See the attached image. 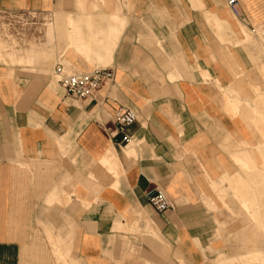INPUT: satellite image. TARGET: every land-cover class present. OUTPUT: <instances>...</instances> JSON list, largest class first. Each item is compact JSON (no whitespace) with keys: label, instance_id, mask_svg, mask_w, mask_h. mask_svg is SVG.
Returning a JSON list of instances; mask_svg holds the SVG:
<instances>
[{"label":"crops","instance_id":"0c3cea01","mask_svg":"<svg viewBox=\"0 0 264 264\" xmlns=\"http://www.w3.org/2000/svg\"><path fill=\"white\" fill-rule=\"evenodd\" d=\"M257 3L239 0L235 15L228 0H0V12L56 21L48 42L34 36L40 51L0 61V264H42L43 227H65L67 264H237L241 245L264 253L261 232L237 236L217 193L242 163L264 184ZM62 59L111 66L114 79L68 97L52 74ZM122 106L137 114L124 144L104 129ZM155 188L172 207L154 209Z\"/></svg>","mask_w":264,"mask_h":264},{"label":"rangeland","instance_id":"374dc122","mask_svg":"<svg viewBox=\"0 0 264 264\" xmlns=\"http://www.w3.org/2000/svg\"><path fill=\"white\" fill-rule=\"evenodd\" d=\"M243 1L246 2V0ZM256 1L264 5V0ZM55 22L54 18L37 13L0 12V61L17 62L14 54L22 56L28 53L33 54L35 50L40 51V44L44 40L48 42L51 39L53 29L56 26ZM239 24L243 31L246 30V33L249 34L247 28L245 29L241 23ZM72 29V33H74V28ZM42 32H45L47 38L41 40L38 37L37 40L36 37L43 35ZM30 33L33 36L29 37ZM35 35L36 37H34ZM69 39H73V37L69 36ZM61 61L71 69L72 63L69 60L62 59ZM224 180L232 182H229L226 187L221 185L217 193L221 199V206L229 212L227 218L230 227H240L237 236L239 232L242 235L244 227H252V230H256L258 234L261 232L264 236V184L257 182L259 180L257 174L252 170V167L242 163L235 177ZM243 204H247L248 209L244 208ZM224 225L226 224H221L222 227H226ZM63 233H66L65 227H43L42 248L40 247L42 250H39L42 251L41 254L43 255L39 258L42 264H67V262H71L69 247L65 243ZM59 245L64 252L63 257L56 251ZM236 254L239 255L237 264H244L245 261L246 264H264V253L254 247L245 248L241 245L236 248ZM76 262L80 264L78 259Z\"/></svg>","mask_w":264,"mask_h":264},{"label":"built area","instance_id":"2783aa9c","mask_svg":"<svg viewBox=\"0 0 264 264\" xmlns=\"http://www.w3.org/2000/svg\"><path fill=\"white\" fill-rule=\"evenodd\" d=\"M239 0H228L233 14L238 15ZM53 78L62 86L64 94L76 99H88L96 95L99 88L107 81L114 79V69L111 66L95 67L88 71L73 70L62 61L56 63L52 70ZM137 120V114L131 107L119 108L114 122L105 125L106 133L120 144L130 140L129 127ZM148 200L156 211L162 212L172 207L171 201L158 188L149 193Z\"/></svg>","mask_w":264,"mask_h":264},{"label":"bare ground","instance_id":"6f19581e","mask_svg":"<svg viewBox=\"0 0 264 264\" xmlns=\"http://www.w3.org/2000/svg\"><path fill=\"white\" fill-rule=\"evenodd\" d=\"M243 25V24H242ZM243 27L245 28V26L243 25ZM245 203V202H244ZM244 208L246 207L248 209L247 204H243ZM248 214L250 215V212L248 211Z\"/></svg>","mask_w":264,"mask_h":264}]
</instances>
